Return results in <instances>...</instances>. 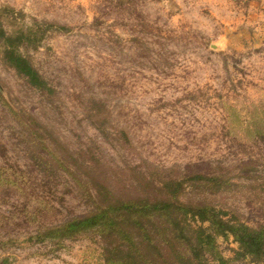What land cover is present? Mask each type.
<instances>
[{
  "label": "rangeland",
  "instance_id": "374dc122",
  "mask_svg": "<svg viewBox=\"0 0 264 264\" xmlns=\"http://www.w3.org/2000/svg\"><path fill=\"white\" fill-rule=\"evenodd\" d=\"M169 181L264 225V0H0V264H106L116 239L49 231Z\"/></svg>",
  "mask_w": 264,
  "mask_h": 264
},
{
  "label": "trees",
  "instance_id": "16d2710c",
  "mask_svg": "<svg viewBox=\"0 0 264 264\" xmlns=\"http://www.w3.org/2000/svg\"><path fill=\"white\" fill-rule=\"evenodd\" d=\"M10 56L13 67L32 86L46 87L28 59L17 52ZM194 178L217 182L200 174ZM182 186V182L163 183L167 198L160 199L125 200L106 191L104 206L51 229L48 235L72 238L94 233L103 239L114 238L119 244L106 248V264H264V225L252 228L244 222H233L226 219V212L205 203L182 204L178 200ZM229 236L238 244V250L232 259H225L217 238Z\"/></svg>",
  "mask_w": 264,
  "mask_h": 264
}]
</instances>
